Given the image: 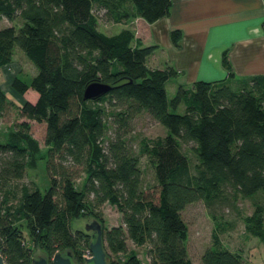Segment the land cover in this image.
<instances>
[{"label": "trees", "instance_id": "trees-1", "mask_svg": "<svg viewBox=\"0 0 264 264\" xmlns=\"http://www.w3.org/2000/svg\"><path fill=\"white\" fill-rule=\"evenodd\" d=\"M95 8L107 21L141 17L152 23L169 14L171 0H0V18L21 20L18 28H0V70L16 47L37 68L30 81L18 76L11 81L19 96L34 90L33 102H18L0 86V117L16 109L46 126L40 156L28 122L0 140V253L7 264H31L36 245L49 257L70 248L77 264H84L91 235L72 230L71 221L93 217L102 226L108 264H143L127 240L148 245L150 264H193L182 210L200 200L213 214L229 200L228 189L233 200L264 192V75L235 78L225 50L224 79L179 83L169 98L167 81L179 72L173 66L150 68L147 59L157 46L143 45L132 28L101 31ZM180 36L179 30L170 32L175 45ZM93 80L114 87L85 100L84 86ZM181 103L183 113L170 110ZM142 113L167 129L164 136L140 142L156 181L152 193L144 190L140 159L126 141L132 120ZM182 143L192 144L193 170ZM43 158L49 186L44 191L22 186L19 202L10 204V182ZM104 203L116 207L121 224L104 225L99 210ZM243 219L246 230L264 243L262 206L256 203ZM201 260L246 264L215 233Z\"/></svg>", "mask_w": 264, "mask_h": 264}, {"label": "rangeland", "instance_id": "rangeland-1", "mask_svg": "<svg viewBox=\"0 0 264 264\" xmlns=\"http://www.w3.org/2000/svg\"><path fill=\"white\" fill-rule=\"evenodd\" d=\"M95 12L98 15L99 29L108 34L110 30H113V26L105 19L104 11L102 9L95 8ZM133 20L130 21L134 22V26L137 27L135 24L136 22ZM20 23V18H16L13 21L4 17L0 18V28L5 25H13L18 28ZM118 30L119 28H117L115 32ZM36 73L37 68L34 64L19 47H16L12 61L8 65L3 66L0 70V86L18 102H33L36 98V92L34 90L28 89L23 96H19L12 90L11 81L15 76H18L25 81H30ZM172 87L173 85L171 82L168 83L166 90L169 98L174 95ZM170 110L176 113H183L185 111V105L181 103L176 109ZM108 120L109 130L106 136L107 138H111L113 135V126L110 119ZM24 121L28 122V132L38 141L39 147L41 148L37 156L44 154V151L46 150L44 142L46 129L45 123L28 119L20 115L19 111L16 109H11L4 117H0V140H3L6 137L10 128H18V124ZM166 132L167 129L165 126L152 119L147 113H142L132 120L130 130L126 134L127 145L132 153L137 155L140 159L143 187L147 193H152L156 190V181L152 167L149 165L146 156L140 151V142L144 138L151 139L164 136ZM191 146V143H182L181 150L188 156L191 169L193 170L196 158L192 152ZM81 182L82 177L76 180V185L79 187ZM22 186H27L29 188L38 186L41 191H44L49 186V177L47 175L46 161L44 158L39 159L34 167L27 169L21 179L10 182V204L16 205L19 202ZM227 193L229 194V200L214 207V217L209 208L206 207L205 203L200 200L189 203L182 210V217L188 227L186 246L190 259L193 264H203L201 260L202 253L205 248L211 246L212 234L215 233L223 245L231 250L239 252L242 255V258L245 259L246 263L264 264V243L258 237L252 235L246 230V225L243 219L244 216L253 213L256 203L260 204L264 211V192L259 191L254 196L247 198L237 195L236 200H233L231 194L232 191L228 189ZM99 210L106 227L110 228L121 224V214L115 206L104 203L99 207ZM85 218H89L91 221L93 217ZM79 219L81 218L71 221L72 230L76 229L73 225V221ZM127 247L138 253L143 264H150L147 254V244L136 246L130 240H127ZM46 258H49V256L47 255Z\"/></svg>", "mask_w": 264, "mask_h": 264}, {"label": "crops", "instance_id": "crops-1", "mask_svg": "<svg viewBox=\"0 0 264 264\" xmlns=\"http://www.w3.org/2000/svg\"><path fill=\"white\" fill-rule=\"evenodd\" d=\"M133 21L137 27L131 21H108L113 26L108 34L132 28L143 45L157 46L147 65L155 69L173 66L179 72L166 84L167 88L171 82L173 92L179 83L224 79L225 50L235 78L264 75V0H171L167 16L152 23L141 17ZM172 30L181 32L177 45L171 40Z\"/></svg>", "mask_w": 264, "mask_h": 264}, {"label": "water", "instance_id": "water-1", "mask_svg": "<svg viewBox=\"0 0 264 264\" xmlns=\"http://www.w3.org/2000/svg\"><path fill=\"white\" fill-rule=\"evenodd\" d=\"M114 87L113 84L103 82L101 80H93L88 82L83 89L82 97L85 100H94L100 96L108 93ZM75 228L82 229L86 233L90 234V241L87 243L90 256L84 257V264H108L106 258V252L103 248L102 241V226L98 220L92 218H81L77 221H73ZM47 255L39 250V246L36 245L35 250L31 256V264H76L73 258V252L70 248L62 250V252L56 251L51 257L46 258ZM0 264H7L0 253Z\"/></svg>", "mask_w": 264, "mask_h": 264}, {"label": "built area", "instance_id": "built-area-1", "mask_svg": "<svg viewBox=\"0 0 264 264\" xmlns=\"http://www.w3.org/2000/svg\"><path fill=\"white\" fill-rule=\"evenodd\" d=\"M90 255H91V254H90L89 250L87 249V250L83 253V258H84V257L88 258Z\"/></svg>", "mask_w": 264, "mask_h": 264}]
</instances>
